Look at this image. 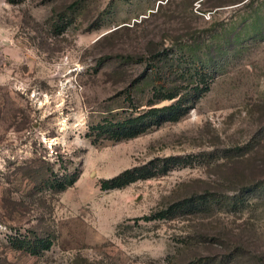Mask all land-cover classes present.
I'll use <instances>...</instances> for the list:
<instances>
[{
	"label": "rangeland",
	"instance_id": "obj_1",
	"mask_svg": "<svg viewBox=\"0 0 264 264\" xmlns=\"http://www.w3.org/2000/svg\"><path fill=\"white\" fill-rule=\"evenodd\" d=\"M235 1L0 0V264H261L264 188L235 201L264 182V0ZM193 53L219 71L183 118L123 141L92 132L146 107L136 81L154 55L195 80ZM134 168L154 176L102 188ZM197 195L221 201L142 219ZM18 234L53 246L33 256Z\"/></svg>",
	"mask_w": 264,
	"mask_h": 264
},
{
	"label": "trees",
	"instance_id": "obj_2",
	"mask_svg": "<svg viewBox=\"0 0 264 264\" xmlns=\"http://www.w3.org/2000/svg\"><path fill=\"white\" fill-rule=\"evenodd\" d=\"M246 0H236L233 4H239ZM254 0H247L253 2ZM224 6V5H221ZM192 68L182 71L181 75H189L195 80L189 82H177L171 80L169 77L174 75V72L165 71V64L172 63L167 55H154L150 70H147L136 81L138 89L151 88L147 91L149 95L148 102L145 108L138 110L141 106L136 105L133 101L130 108L134 111L127 112V114L119 112H109L102 117L101 122L92 126V132H97L99 135H108L109 139L114 141H123L132 139L147 133L153 128L161 127L165 122H177L188 114L191 108L195 105L198 98L210 91L212 83L216 78L219 68L213 64L212 60L207 63L201 60L199 54L191 55L189 58ZM188 62V61H186ZM173 67V64H171ZM135 85L132 86V89ZM131 89V91H132ZM130 95V94H129ZM54 175V174H52ZM154 175L148 174L142 168L129 169L120 175L110 180H104L102 183L103 189H121L139 179H147ZM76 178H69L65 176L62 178H51L49 180V187L57 192L65 191L72 186ZM264 188V182L259 181L255 186L246 188L244 194H240L236 199L237 204H243L245 201V193L256 192ZM221 196H201L197 195L189 200L171 204L169 207L159 210L152 215L144 216L142 219L149 222L155 220L172 219L179 212L182 214L192 213L196 210L203 211L211 207L214 203H220ZM14 249L26 252L33 256L43 255L49 251L53 246V240L50 237H39L36 234H18L11 241ZM239 252L232 253L228 257V262L236 259ZM263 257V256H262ZM200 264H209L210 258L199 259ZM261 260V261H260ZM260 263L264 264V257L260 258ZM211 262V261H210Z\"/></svg>",
	"mask_w": 264,
	"mask_h": 264
}]
</instances>
